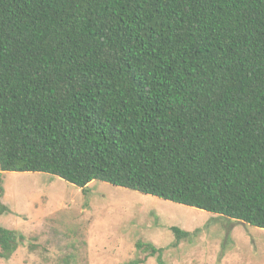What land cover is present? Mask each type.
Returning a JSON list of instances; mask_svg holds the SVG:
<instances>
[{"label":"trees","instance_id":"16d2710c","mask_svg":"<svg viewBox=\"0 0 264 264\" xmlns=\"http://www.w3.org/2000/svg\"><path fill=\"white\" fill-rule=\"evenodd\" d=\"M3 172L264 230V0H0Z\"/></svg>","mask_w":264,"mask_h":264},{"label":"rangeland","instance_id":"374dc122","mask_svg":"<svg viewBox=\"0 0 264 264\" xmlns=\"http://www.w3.org/2000/svg\"><path fill=\"white\" fill-rule=\"evenodd\" d=\"M0 227L15 249L0 264H264V230L154 196L91 182L87 194L44 173H1ZM172 227L190 233L175 245Z\"/></svg>","mask_w":264,"mask_h":264}]
</instances>
